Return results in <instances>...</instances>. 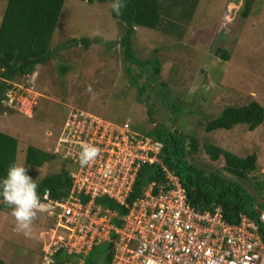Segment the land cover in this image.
<instances>
[{"label": "rangeland", "instance_id": "obj_1", "mask_svg": "<svg viewBox=\"0 0 264 264\" xmlns=\"http://www.w3.org/2000/svg\"><path fill=\"white\" fill-rule=\"evenodd\" d=\"M6 3L0 0V22ZM230 3L241 9L243 0H199L187 19L190 21L182 19V26L171 30L135 28L132 48L136 55L142 60L155 56L161 67L156 86L141 96L140 102L124 70L119 39L125 27L112 18L111 0H64L50 45L55 49L52 58L36 66L33 74L11 83L15 105L0 114V132L20 142L17 165L25 166L22 156L28 146L51 151L67 114L83 111L113 123L129 119L139 133L151 130L155 123L193 135L240 158L254 154L255 170L242 183L254 195L264 189V120L253 131L244 124L228 131L204 130V124L225 107L257 102L264 109V0H253L246 19L238 15L241 10L236 16V10L229 33L223 34L219 25ZM179 15L180 11L175 14ZM83 39H99L108 45L89 43L84 49ZM222 53L228 59H221ZM61 66L67 68L63 74ZM190 161L205 173L230 178L222 169V161L213 162L205 154ZM62 166L66 164L58 159L39 169L25 167L37 182ZM261 200L257 196V201ZM42 205L31 235L17 231L11 208H0L1 264H43L52 241V223L48 207ZM104 253L100 244L90 256L101 259Z\"/></svg>", "mask_w": 264, "mask_h": 264}, {"label": "built area", "instance_id": "obj_2", "mask_svg": "<svg viewBox=\"0 0 264 264\" xmlns=\"http://www.w3.org/2000/svg\"><path fill=\"white\" fill-rule=\"evenodd\" d=\"M237 5L222 13L219 32L229 33ZM14 91L3 104L12 107ZM56 151L70 162L72 187L60 200L43 196L52 241L43 264L62 250L74 258L63 264H89L86 257L100 244L112 245L110 264H264V209L258 222L240 215L238 224L222 218L220 207H192L177 176L159 159L162 145L134 131L130 120L115 124L83 111H71L56 139ZM100 148L99 157L81 167V145ZM158 165L163 184H150L143 196L126 202L142 166ZM98 199L126 209L124 215L103 208ZM118 219L120 226L114 224Z\"/></svg>", "mask_w": 264, "mask_h": 264}, {"label": "trees", "instance_id": "obj_3", "mask_svg": "<svg viewBox=\"0 0 264 264\" xmlns=\"http://www.w3.org/2000/svg\"><path fill=\"white\" fill-rule=\"evenodd\" d=\"M86 1L92 2V0ZM97 1L104 2L106 0ZM198 1L123 0L125 7L121 9L120 15H117L113 9L111 10L112 18L118 21L121 28L125 27L119 39V45L122 48L126 64L124 66L125 73L130 79V84L136 88L140 102L143 101L141 96L156 86L161 67L155 56L142 60L136 55L132 48L135 28L157 30L162 27L171 30L176 25L182 26V19H185L187 23L190 21L187 19L191 18V13L195 11ZM111 2L113 3V0ZM252 2L253 0H243V3L240 4L241 9L238 8L236 11V16L238 10H241L238 15L246 19ZM63 4L64 0H7L0 22V114L9 112L3 101L6 99L7 91L13 90L11 83L20 77L33 74L36 66L44 65L52 58L55 49L52 50L50 45ZM178 11H180V15L175 16ZM89 43L108 45V42L99 39L81 40L84 49L88 48ZM221 59H228V55L222 53ZM66 69L64 66L59 67L62 74ZM142 79L145 83H141ZM149 115L151 116V108ZM263 120V107L257 102H251L246 106L225 107L219 116L204 124V130L206 133L216 130L228 131L237 125L244 124L248 126L249 131H253L262 124ZM131 127L134 130L132 125ZM141 134L162 145L159 159L169 171L178 177L192 207L200 210L220 207L222 218L230 224H238L240 215L247 216L259 223V211L264 209V189L261 188L254 195L242 183V181H247L249 174L255 170L256 155L251 154L240 158L213 144L203 143L193 135L185 134L175 128L171 130L164 125L155 123L151 130ZM56 139L57 137L55 141ZM19 148L20 142L16 138L0 132V181L6 178L9 166L17 164ZM198 154H205L213 162L222 161L224 163L222 169L230 178L213 172L205 173L193 165L190 159ZM22 157L24 165L32 169H39L58 159L63 160L66 166H62L57 173L44 176L36 183L41 204L44 203L45 191L49 192L48 197L52 201L67 196L72 187L70 169L67 168L70 162L64 160L56 151V142L51 151L28 146ZM164 182L165 177L160 166H142L126 202L131 204L137 198L142 197L150 184L159 185ZM257 196L261 197L260 202L257 201ZM96 203L102 205L103 208L115 210L120 215L126 213V209L114 201L98 199ZM0 208H10L2 198H0ZM121 223L118 219L114 221L117 226H120ZM259 231L264 238V226L260 225ZM102 245L105 247L104 255L101 259H92L90 255L94 251V247L86 257L89 264H110L112 245L110 243ZM52 260V264H63L73 261L74 258L60 250L52 256Z\"/></svg>", "mask_w": 264, "mask_h": 264}, {"label": "clouds", "instance_id": "obj_4", "mask_svg": "<svg viewBox=\"0 0 264 264\" xmlns=\"http://www.w3.org/2000/svg\"><path fill=\"white\" fill-rule=\"evenodd\" d=\"M111 7L120 15L125 4L123 0H113ZM100 151L97 146L83 143L79 153L80 166L87 167L92 164L99 157ZM37 189L38 184L28 174V169L17 164L10 165L6 178L0 181V198L12 209L11 215L17 231L25 235H31L33 222L43 207Z\"/></svg>", "mask_w": 264, "mask_h": 264}]
</instances>
